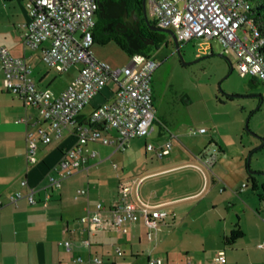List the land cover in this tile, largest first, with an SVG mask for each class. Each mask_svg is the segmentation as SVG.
Returning a JSON list of instances; mask_svg holds the SVG:
<instances>
[{"label": "built area", "instance_id": "obj_1", "mask_svg": "<svg viewBox=\"0 0 264 264\" xmlns=\"http://www.w3.org/2000/svg\"><path fill=\"white\" fill-rule=\"evenodd\" d=\"M24 6L28 19L22 25L23 45L39 48L40 60L55 71H67L79 65L67 86L52 97L48 89L37 86L25 57L12 56L5 47H0L4 88L23 104L36 108L46 123L38 126L35 133H26L27 162L36 161L38 142L49 143L53 136H60L62 129L69 126L74 127L75 142L62 152L58 160L63 178L86 168L96 157L94 150L85 147L88 143L112 145L114 150H120L130 139L147 135L155 119L150 81L158 63L148 55L133 53L123 67L112 68L93 57L90 45L98 0H24ZM147 7L155 25L171 30L178 42L215 37L223 47L222 54L230 53L234 57L238 74L256 76L264 86V59L258 52L263 40L257 38L251 27L247 0H147ZM238 29L242 30V36L237 35ZM103 90L107 92L105 99L91 108L83 124H78L76 120L80 111ZM21 121L24 119L17 120ZM190 132L202 133L204 128ZM145 149L152 150L153 146L146 143ZM170 149L169 141L156 149V154L162 158ZM204 163L208 165L210 160L205 159ZM112 166L115 168L116 164ZM20 183L27 184L25 180ZM48 184L59 186V180L49 176ZM245 186L242 183L240 190ZM131 188L128 180H121L118 184L119 203L104 208L97 202L79 221L88 231L109 225L125 233V224L140 218L147 228L146 239H157L167 231L166 218L170 214L164 207L143 200L139 194L136 200L131 199ZM32 192L30 189L26 195L29 204L36 203ZM77 192L83 194L85 190ZM19 196L16 192L9 199L15 203ZM42 204H46V199ZM81 243L85 248L89 245L87 240ZM60 245L66 251L73 248L69 240H62ZM258 246L263 247L264 241ZM115 253L121 254L119 248H115ZM214 261L224 263L223 251L217 253ZM71 262L101 264L102 260L98 255L75 254ZM147 264H162V260L149 257ZM185 264H191V261L187 259Z\"/></svg>", "mask_w": 264, "mask_h": 264}, {"label": "rangeland", "instance_id": "obj_2", "mask_svg": "<svg viewBox=\"0 0 264 264\" xmlns=\"http://www.w3.org/2000/svg\"><path fill=\"white\" fill-rule=\"evenodd\" d=\"M129 16L137 19L134 12ZM147 17L153 21L150 15ZM161 33L164 42L146 52L158 63L150 81L155 111L152 129L143 137L130 139L124 149L107 156L88 179L112 184L119 169L125 175H136L152 166L177 165L180 171L162 172L164 186L170 187L171 195H174L172 205L164 209L170 215L174 214L175 223L169 227V235L162 238L159 235L161 239L153 255L168 253L176 258V253L181 252L194 257L193 251H196L211 263L218 249H224L227 256L229 245L224 243L223 236L234 223L243 222L241 212L246 205L258 202L246 179V171L264 172V86L256 76H240L234 57L230 53L222 54L223 47L215 37L192 38L179 43L177 50L171 35ZM237 35L242 36L241 29L237 30ZM90 50L96 60L112 68H121L129 61V54L114 40L105 37L93 41ZM178 51L186 65L181 63ZM34 62L37 86L49 88L51 94L57 93L56 96L79 67L76 64L67 71L58 72L40 58ZM43 74L46 77L38 82V77ZM231 94L236 96H229ZM104 98L103 93H99L91 102L99 104ZM90 106L87 104V109ZM199 128H204V132L191 134L190 130ZM169 141V152L158 157L156 149ZM146 143L153 149L146 150ZM95 147L100 156L105 153V148L109 149L105 145ZM188 155L207 157L211 162L209 167L216 181L209 183L203 193L200 192L199 175L182 164L188 160ZM257 178L262 181L264 175H257ZM241 182L246 184L245 191L233 194L232 189ZM64 183L67 187L79 185L76 177L67 178ZM227 193L238 200H230ZM174 206L177 207L175 213ZM225 227L227 230L223 233ZM145 240L144 237L142 244L133 246V251H138L140 257H144L140 249L145 254L152 245ZM117 246L123 255L128 253L129 249L121 242ZM118 257L116 262L121 260ZM226 258L228 260V256ZM142 262L145 263L144 259Z\"/></svg>", "mask_w": 264, "mask_h": 264}, {"label": "crops", "instance_id": "obj_3", "mask_svg": "<svg viewBox=\"0 0 264 264\" xmlns=\"http://www.w3.org/2000/svg\"><path fill=\"white\" fill-rule=\"evenodd\" d=\"M27 19L24 0H0V46H5L12 56L25 57L31 66L32 76L35 80L32 64L40 58L39 48H28L23 45L21 40L22 25ZM45 77V74L39 76L38 82L43 81ZM2 80L3 74L0 70V264H73L71 259L75 254L98 255L102 260L101 264H143V259L147 264L149 257L160 258L162 264L166 262L185 264L187 259L191 261V264H221L214 261V257L219 251L224 253L223 264H264V246H258L264 241V216H262L264 203L258 198V202L246 205L242 209L243 222L239 220V225L244 235L228 246L229 248L226 250L228 260L224 249H218L211 263L205 261L196 251H193L194 257L181 252L176 253V258L168 253L153 255L159 239L170 234L169 227L175 223L174 214L166 218L167 231L161 234V238L158 237L153 241L146 239L147 228L140 218L135 222H127L125 233H120L109 225L88 231L79 218L86 213L87 209H93L97 202L101 203L104 208L119 203L118 184L121 180H128L131 183V199L136 200L139 194L143 200L158 206L172 205L171 200L174 195H171L170 187L166 189L164 186L162 176L163 173L170 170L180 171L178 166L173 164L152 166L145 172L136 175H125L122 169H119L118 172L116 171V180L112 184L100 181L91 182L88 179L89 176L103 164V160L107 156L116 150L112 145H105L109 149L105 148V153L100 156L95 145L101 144L88 143L85 147L94 150L96 157L90 161L86 168L63 178L57 163L62 152L75 142L74 127L72 126L63 128L60 136H53L49 143L38 142L36 161L28 163L26 160V133L29 131L35 133L38 126L46 123L36 108L23 104L18 97L8 92L4 88ZM39 88L49 90L47 87ZM101 93L106 97L105 90ZM56 94H51V96L55 97ZM90 104L88 109L86 105L80 111L76 120L78 124H83L91 108L97 105L91 101ZM20 118H23L24 121L17 122ZM188 157V160L182 164L187 167H185L186 169L194 170L199 175L201 179L200 192L203 193L209 187V183L212 184L216 181L209 167L210 164L204 163L205 159L209 158L195 155H188ZM49 176L59 180V186H49ZM73 177H76L79 185L67 187L64 180ZM22 180H25L27 184L21 185ZM259 182H264V179ZM242 183L232 189L233 194L245 191L240 190ZM139 184V193L137 194L136 190ZM30 189L33 190L32 196L36 200L35 204L27 202L26 195ZM79 189H84L85 193H78ZM16 192H19L20 196L13 203L9 198ZM231 195L227 193L230 200H238ZM45 199L46 204L43 205L42 202ZM176 208L174 206V213ZM230 229L231 227L228 228V230ZM141 230L146 239L144 242L152 244L146 249L145 254L140 249V253L144 257H140L138 251H133L134 244L143 243L144 237ZM225 230L227 227L223 229V233ZM62 240L72 242L71 251H66L60 245ZM83 240L88 241L87 248L81 245ZM120 242L126 249H129L126 255H123L124 252L117 246ZM115 248H119L120 255L115 253ZM116 257L121 260L116 262Z\"/></svg>", "mask_w": 264, "mask_h": 264}, {"label": "flooded vegetation", "instance_id": "obj_4", "mask_svg": "<svg viewBox=\"0 0 264 264\" xmlns=\"http://www.w3.org/2000/svg\"><path fill=\"white\" fill-rule=\"evenodd\" d=\"M130 12H134L137 19L131 18ZM148 15L150 14L147 0H144V8L141 0L140 11L135 0H98L95 24L101 26L102 29L115 32L133 48L147 52L152 48L156 49L159 44L164 42L161 31L151 28L158 26L152 24V21L147 17ZM179 43L181 42H178V45ZM180 61L183 65L187 64L181 58Z\"/></svg>", "mask_w": 264, "mask_h": 264}, {"label": "trees", "instance_id": "obj_5", "mask_svg": "<svg viewBox=\"0 0 264 264\" xmlns=\"http://www.w3.org/2000/svg\"><path fill=\"white\" fill-rule=\"evenodd\" d=\"M249 3V9L247 11V15L250 19V24L252 29L256 32L257 38L262 39L263 42L258 49L259 54L264 59V0H247ZM136 6L140 11L141 0H135ZM152 24H155L152 21ZM105 37L107 39L114 40L121 49L126 51L129 55L133 53H142L147 55L141 49L133 48L129 43L125 42L121 36L116 34L115 32H110L107 29H102L101 26L95 24L92 38L93 41L97 40V38ZM247 168V166L245 165ZM264 174L263 172L255 171V173L251 174L246 171V179L249 181L251 189L255 192L258 200L264 203V182H259L257 175ZM244 183V182H243ZM246 187V186H245ZM264 214V213H263ZM244 235L240 225L238 223H234L229 233L223 236V241L225 244L230 245L234 243L237 239L241 238Z\"/></svg>", "mask_w": 264, "mask_h": 264}, {"label": "water", "instance_id": "obj_6", "mask_svg": "<svg viewBox=\"0 0 264 264\" xmlns=\"http://www.w3.org/2000/svg\"><path fill=\"white\" fill-rule=\"evenodd\" d=\"M142 6H143V8H144V0H142ZM145 15V14H144ZM152 29H154V30H159V31H165V32H167V33H169V34H171V36L173 37V42H174V46H175V48L176 49H178V42H177V40H176V38H175V36H174V34H173V32L171 31V30H169V29H166V28H162V27H151ZM178 54H179V51H178ZM219 55H221L222 56V54H219ZM179 56H180V54H179ZM180 58H181V60L183 61V59H182V57L180 56ZM184 62V61H183ZM184 63H187V62H184ZM230 71H231V65H230ZM229 96H236V95H234V94H231V95H229ZM247 164H248V159H247ZM248 172L249 173H251V174H253V173H255V171H251V170H248ZM264 173V172H263Z\"/></svg>", "mask_w": 264, "mask_h": 264}]
</instances>
